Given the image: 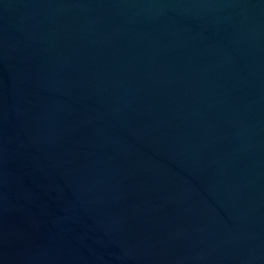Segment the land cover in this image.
<instances>
[{
	"label": "water",
	"instance_id": "obj_1",
	"mask_svg": "<svg viewBox=\"0 0 264 264\" xmlns=\"http://www.w3.org/2000/svg\"><path fill=\"white\" fill-rule=\"evenodd\" d=\"M0 264H264V0H0Z\"/></svg>",
	"mask_w": 264,
	"mask_h": 264
}]
</instances>
